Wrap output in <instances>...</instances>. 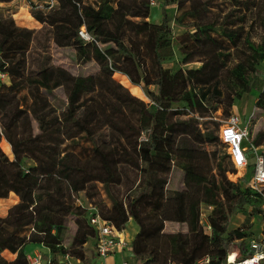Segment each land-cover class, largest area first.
I'll return each mask as SVG.
<instances>
[{
	"label": "trees",
	"instance_id": "trees-1",
	"mask_svg": "<svg viewBox=\"0 0 264 264\" xmlns=\"http://www.w3.org/2000/svg\"><path fill=\"white\" fill-rule=\"evenodd\" d=\"M8 1L11 0H0ZM111 1L117 4L113 6ZM186 1L164 0V3L176 2L182 8ZM226 1L231 2L232 8L224 13L226 21L220 37L214 34L219 15L214 21H198L195 32L187 31L178 37L182 61L188 63L197 58L200 66L196 68L163 66V61L173 54L171 30L165 13L159 23L147 20L150 0H101L95 6L83 0H51L48 10L31 12L36 21L51 28L56 46H72L78 57L99 64V72L88 75L53 65L28 74L26 52L35 30L15 24L10 16L0 15V71L8 79V84L0 83V140L5 141L0 148V199L10 192L18 199L0 217V264H27L23 247L28 242L54 249L58 246V230L68 214L75 216L76 225L70 244L79 247L92 239L94 230L84 209L74 204L73 193L81 189L91 197L98 182L110 199V204L98 211L100 216L121 230L130 218L138 225L130 244L137 263L225 264L229 244L246 236L239 228H229L230 215L245 205L248 198L259 200L262 206L264 188L259 193L245 182L230 180L227 173L235 168L226 152L229 166L222 167L212 165L206 156L199 157L195 149L179 150L176 145L178 136L190 135L194 130L192 116L179 118L189 115L186 107L204 115L212 96L229 98L228 106L240 96V92L223 90L224 72L233 71L235 79L247 85V90L253 87L248 83L253 74L259 75L257 65L264 58V15L260 16L264 0ZM236 9L244 11L245 19L251 17L249 29L255 23L261 28L259 43L252 41L250 35L243 38V25L236 27L241 24L233 18ZM80 26L90 36L89 40L78 36ZM208 39L216 46L206 48ZM115 72L126 75H121L126 83L142 84L152 103L148 106L131 94L113 78ZM150 85H155L157 91L150 90ZM59 87L65 89V102L56 112L48 98ZM26 88L35 103L21 107L17 93ZM178 103L183 106H174ZM256 106L264 109V84ZM32 121L36 122V132L32 130ZM101 127L109 128L111 134L108 140L97 143L94 134ZM78 133L92 141L90 152L83 156L60 148L65 139ZM52 135L60 139L52 143L42 140ZM217 139L224 148L218 136ZM211 140L210 130L199 138L201 143ZM250 142L259 147L264 158V130L258 131L253 139L250 130ZM8 149L12 158L4 152ZM23 156L34 162L29 170L42 179L40 192L23 178L20 164ZM75 156L84 161L82 164L95 156L99 158L92 161L94 166L88 170L76 165V171L82 172L79 178L60 174L59 163ZM174 156L183 161L185 187L163 197L155 191L166 185ZM126 167L138 172L140 191L124 201L111 193V185L121 183ZM250 175L249 164L243 180ZM202 204L212 207L206 225L200 224ZM150 218L185 223L189 228L187 232L175 233L162 232L160 227L145 228L142 224ZM3 250L15 253L14 258H3ZM71 254L78 259L83 257L80 249ZM247 254V246H242L240 255ZM48 264L64 263L49 259Z\"/></svg>",
	"mask_w": 264,
	"mask_h": 264
},
{
	"label": "rangeland",
	"instance_id": "rangeland-1",
	"mask_svg": "<svg viewBox=\"0 0 264 264\" xmlns=\"http://www.w3.org/2000/svg\"><path fill=\"white\" fill-rule=\"evenodd\" d=\"M85 4H91L93 6L97 5L101 0H83ZM51 0H15L10 5L5 7H0L3 10L6 8L14 9L15 6L22 4L23 8L22 14L20 15L23 18H29L27 12L31 13L38 9L48 10L47 5ZM150 14L147 17V20L150 22L159 23L162 20L164 13L167 15L168 24L170 27V39L173 48V54L170 58H167L163 61V66H168L169 68H196L200 66V61L197 58L194 61L184 63L182 61L183 55L180 51V44L178 37L184 32H195L196 24L200 20L210 19L212 21L214 17L220 16L217 23L215 24V36L220 37V32L224 27L226 20L223 19L224 13H226L231 6L230 1L226 0H187L182 8H178L176 2L164 3V0H150ZM110 4L113 6L116 5V1H111ZM207 7L205 9V7ZM55 6V5H53ZM128 10V7H125ZM242 9H236L233 12V18L237 21L236 27L242 26L244 29L243 38L250 35V39L256 44L261 40V28L256 27L255 23L252 28L249 29V24L251 17L245 19L243 16ZM264 15V9L260 16ZM17 20V17H15ZM138 20V18H134ZM214 21V20H213ZM35 34L33 41L26 52V71L28 74L35 72L40 67L45 65L60 66L65 69H68L72 73L88 75L98 73L100 66L93 59H82L78 57L75 53V50L72 46H56L52 42L51 38V28L46 25L37 26L34 28ZM124 41L127 43V34L124 35ZM105 45H101L104 47ZM215 43L212 39L207 40L206 48L215 47ZM258 74L254 76L251 80L248 81L249 84H252L249 90L246 89L247 85L239 82L235 79L233 71H227L222 74L221 77V86L226 92L232 90L235 94L240 92L239 97H235L231 106L227 105L229 98L227 97H215L210 98V105L208 111L201 115V112L190 111V108L186 107V112L189 115L179 116V118H186L187 116H192L195 119L193 124V132L190 135H180L177 137L176 147L181 149H195L198 152V156H206L211 160L212 165L219 164L222 167L229 166L228 160L225 154V148L217 139L219 133V125L230 116L232 112H237L242 125H246L249 120V126L251 130V139L254 138L256 133L260 130H264V109L258 108L256 106L257 100L259 98L260 90L264 84V58L257 65ZM2 73V71H0ZM124 75L119 72L113 74V78L126 87L129 92L144 102L149 106L152 101L145 93V88L142 84L134 85L126 83L122 80ZM126 76V75H124ZM127 77V76H126ZM128 79V78H127ZM129 80V79H128ZM5 81V82H4ZM3 82L8 84L7 77L0 75V83ZM150 90L157 91L155 85H150L148 87ZM230 88V89H229ZM18 103L21 107L33 105L32 96L26 89H22L17 93ZM50 104L53 106L56 112H59L62 109V105L65 102V89L62 87L56 88L53 90L52 96L48 98ZM174 106L181 108L183 103L174 104ZM32 130L36 132V122L32 121ZM207 130L211 131V141L199 142L200 136H203L204 132ZM110 129L106 127H101L97 129V132L94 134V140L97 143H101L102 140H108L110 138ZM145 138V135L142 134L141 139ZM60 136L52 135L51 137H43L42 140L46 142H54L59 140ZM3 140H0V148H2ZM92 146V141L89 140L83 133H78L74 138L65 139L60 148L65 151H72L77 153L80 156L88 154ZM264 150V145H263ZM8 153L9 158H12V155L9 154V149L4 151ZM185 154V153H183ZM91 158V157H90ZM99 157L95 156L88 163L82 164L81 159L74 157L73 159H66L59 163L58 171L60 174H66L67 176H75V178L81 177V170L76 171V165L80 169H90L93 168V162ZM93 161V162H92ZM21 167L24 171L23 178L27 180L34 188L36 192H40L43 188L42 179L39 178V175L29 170L34 166V162L31 158L23 156L21 159ZM183 161L179 157L174 156V161L171 164V170L168 174V181L166 185L156 190L158 194H162L163 197L172 196L176 190H181L185 187V172L182 169ZM102 169V168H101ZM100 169V170H101ZM139 174L136 170L130 169L129 167L125 168V173L123 174L121 183H115L111 185V193L114 196H117L118 199H123L126 201L127 198H132L140 191V185H138ZM241 182H244L243 178L240 179ZM3 183L6 180L2 181ZM129 187H132L129 190ZM97 188L93 190L91 197L86 196L84 190H77L73 193L74 204L82 207L85 214L90 212L99 211L103 208V205L107 206L110 204V199L105 189L102 187L101 183H97ZM17 196L10 192L6 198L0 199V217L6 215L8 208L17 201ZM260 201L255 198H248L245 205L235 211L229 218V228H239L243 230L246 236L243 239H234L228 247V252L232 251L233 254L231 257H237L240 254V248L242 246H247L248 240L253 236H259L262 230L264 229V209L260 205ZM212 207L209 205L202 204L200 208V224H207V216L211 211ZM75 216L73 214H68L64 218L63 224L58 230V246H54V249L48 250V248L40 243L28 242L24 245V254L26 256L27 264L28 258H33L35 255H39L41 264H46L50 259L53 262H62L64 264H99V259L95 257L93 252V240L89 238L81 246H72L70 244L71 237L74 233L76 225L74 223ZM143 220H141L142 224ZM133 224L136 223L134 222ZM145 225V228H159L162 232L175 233L178 231L187 232L188 225L185 223H179L176 221H161L160 219H148ZM140 225V226H142ZM128 226L126 223L125 228ZM137 228V226H136ZM75 249H80L83 253V257L78 259L77 257L71 254V251ZM124 254L126 255L129 264H142L137 263L136 259L131 251L130 241L128 245L124 248ZM1 255L6 260L11 258L10 254L6 251H2ZM197 264H202L197 262ZM213 264H222V263H213Z\"/></svg>",
	"mask_w": 264,
	"mask_h": 264
},
{
	"label": "built area",
	"instance_id": "built-area-1",
	"mask_svg": "<svg viewBox=\"0 0 264 264\" xmlns=\"http://www.w3.org/2000/svg\"><path fill=\"white\" fill-rule=\"evenodd\" d=\"M78 36L83 40H89L90 36L85 32L83 26L77 30ZM1 76H6L4 72ZM218 137L225 145V152L228 154L235 171L227 173L232 181L244 179L247 167L251 166V175L244 181L253 191L261 193L264 188V158L259 153V147L250 142L249 120L246 125L240 123L237 112H232L227 120H224L219 127ZM264 209V204L262 205ZM87 220L94 230L93 252L99 259V264H106L105 258L118 251L123 250L128 242L118 229L110 221L102 218L97 211L87 214ZM248 254L246 256L231 257L233 252L227 251L225 264H264V235L253 236L248 240ZM205 261L208 258L204 259ZM29 264H41L39 255L28 258ZM48 264V261L47 263ZM121 264H129L128 259H123Z\"/></svg>",
	"mask_w": 264,
	"mask_h": 264
},
{
	"label": "crops",
	"instance_id": "crops-1",
	"mask_svg": "<svg viewBox=\"0 0 264 264\" xmlns=\"http://www.w3.org/2000/svg\"><path fill=\"white\" fill-rule=\"evenodd\" d=\"M13 1H15V0H11L8 2H0V7H5L7 5H10ZM22 6H24V5L19 4V5L15 6L14 9L6 8V10H3L2 8H0V15L12 17L15 24H17L19 26L28 27V28H35L37 26L38 27L41 26V24L38 21H36L31 16V13H29V12H27L29 18H23L20 16L22 14V10H21L23 8ZM15 17H17V20ZM3 142H5V141L3 140ZM133 223H134V220L130 218L127 222L128 226L126 227V229L122 230L123 236L125 237L127 242L130 241V244H131V241H132L135 233L138 230V225L136 224V226H137V228H136L135 224H133ZM24 248L25 247H23V250L25 251ZM3 251H6L8 254H10L11 258H9V260L14 258L15 253H11L7 250H3ZM123 259H127L126 255L124 254V249L118 250V251L108 255L105 258V262H106V264H121Z\"/></svg>",
	"mask_w": 264,
	"mask_h": 264
}]
</instances>
